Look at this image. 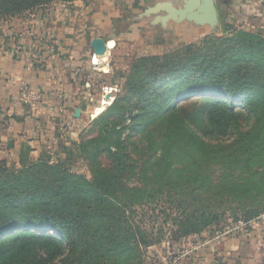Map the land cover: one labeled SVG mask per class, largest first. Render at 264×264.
I'll return each mask as SVG.
<instances>
[{
	"label": "trees",
	"instance_id": "obj_1",
	"mask_svg": "<svg viewBox=\"0 0 264 264\" xmlns=\"http://www.w3.org/2000/svg\"><path fill=\"white\" fill-rule=\"evenodd\" d=\"M52 1L75 0H0V16ZM132 70L130 97L115 100L102 115L118 116L107 122L110 130L76 147L92 180L70 171L67 147L61 149L65 161L52 165L41 158L10 170L0 161V264H144L141 248L161 238L134 232L124 213L145 199L164 189L192 196L181 239L220 225L226 202L216 199L218 189L227 187L230 196L232 189L241 191V200L253 192L264 198L263 36L240 29L207 36L173 53L140 58ZM192 97L202 104L193 107ZM130 114V125H122ZM126 129L145 136L143 148L121 140ZM104 153L111 168L98 160ZM134 156H145L142 164ZM213 166L224 172L218 182L226 186L205 174ZM131 176L139 186L126 185ZM204 193L213 204L202 203ZM254 203L245 221L264 211V200Z\"/></svg>",
	"mask_w": 264,
	"mask_h": 264
},
{
	"label": "rangeland",
	"instance_id": "obj_2",
	"mask_svg": "<svg viewBox=\"0 0 264 264\" xmlns=\"http://www.w3.org/2000/svg\"><path fill=\"white\" fill-rule=\"evenodd\" d=\"M186 2L187 0L52 1L46 6L37 7L14 17L0 16V25H5L10 24V22L15 23V21L29 19L40 12L48 13L51 10V13L62 15L65 10L66 12L70 10L71 12L67 14L70 16L68 22L70 26L68 28L72 32L71 36L75 39H84V47L81 48L80 45L72 47L74 51L80 50V57H75L78 59L74 61L76 65V68L74 67L76 84H73L69 93H60L59 103L56 105L58 106V114L55 116L56 120L53 119V122H55L52 138L54 140L49 143L48 150L33 163L41 158L48 159L49 165L59 159L65 161L61 149L67 147L72 152L67 165V167L70 166V171L84 177L86 180H92L89 164L84 157L80 156V152L76 147L82 142L102 138L110 130L111 125H107V122L116 119L118 116L102 115L107 112L115 100H122L125 96L130 97L128 93L129 86L127 85L133 84L131 77L134 70L132 68L135 66L136 61L143 57L173 53L183 46L198 44L207 36L225 37L232 34V32L222 33L216 30L217 32H211L192 42H188L189 39L186 36L177 35L173 29L176 25H179L181 20H177L178 14L175 12L183 10L186 7ZM10 28L12 29V27ZM23 29H29V26L23 27ZM22 30L15 32L14 37L17 34L19 35ZM26 39L28 38L21 39L24 47L27 44L24 42ZM97 39L104 45L109 40L115 42V47L108 50L105 57L100 58L101 65L106 67L105 72L101 71V67L93 61L95 53L92 43ZM87 41L88 44H85ZM29 47L28 54L30 55V52L35 53L39 58L38 50L32 46ZM89 51H91L90 55ZM131 99L134 101L133 96ZM190 99H192L190 104L193 107L202 104L197 97ZM97 108H102V111L93 118V112ZM132 114L136 115L135 112ZM132 114L126 117L125 123L122 125H130ZM123 134L121 140H125L131 148L133 142H139V146L144 147L145 136H135L127 129L124 130ZM3 155L5 154H0V161H4L5 166L10 170L30 165L22 159L19 162L16 160L10 161ZM144 157L135 158L134 156L133 158L137 159L140 165ZM98 160L103 168L112 167L111 159L106 153L99 156ZM212 168L215 170L205 171L210 181L215 183L214 185H219V187L226 186L224 181L220 180L218 182V178L220 179L224 172L217 170L216 166ZM236 174L233 173V177ZM136 180L137 176H131L126 185L129 188L139 186ZM235 183L240 184L241 182L235 181ZM226 188L218 189L219 196L216 198L226 202V206L222 208L224 210L220 209L218 211V214L222 213L220 215V225L218 227L213 225V232L203 230L200 234L188 235L181 239H178V237L184 230L185 220L191 218V211L185 205L192 203V196H181L179 192L172 194V192L164 189L161 193L156 194L155 198L145 199L143 201L144 206H134L127 209L124 217L134 232H141L147 236V239L148 236L155 239L161 238L160 242H154L149 247L141 248L139 255L144 264H171L176 258L175 255L180 254L187 246L198 245L212 238L216 232L233 228L239 221L248 222V220H244V212L252 205L258 207L254 202L263 203L264 198L253 197L254 192L253 194H246L244 200H241L240 196L245 195L243 192L232 189L235 195L230 196L225 190ZM195 193H198V191L195 190ZM212 193H215V191H212ZM201 195L203 204H213L207 201L206 193ZM263 214L264 211L249 219V221L255 220ZM49 264H56V262Z\"/></svg>",
	"mask_w": 264,
	"mask_h": 264
},
{
	"label": "crops",
	"instance_id": "obj_3",
	"mask_svg": "<svg viewBox=\"0 0 264 264\" xmlns=\"http://www.w3.org/2000/svg\"><path fill=\"white\" fill-rule=\"evenodd\" d=\"M203 4L198 9L202 10ZM213 6L215 23L193 22L177 15V20L181 21L173 30L179 36H186L188 42L216 30L224 33L240 29L264 37V0H213ZM207 11L204 9L200 14L206 17ZM68 12L71 11L56 15L49 10L26 20L0 25V154H5L3 157L10 161L22 159L28 164L48 150L54 140L53 119L56 120L58 114L56 105L60 93H69L76 84L74 61L78 59L75 57H80V50L74 51L72 47H84V39L71 36ZM26 26L35 35L24 40L27 44L22 47L18 34L15 37L14 34ZM29 46L38 50L37 61L28 54ZM105 49L107 54L106 44ZM21 81L29 83L30 93L39 96L40 102L32 105L21 102L18 93ZM178 259L176 264H264V219L250 227L187 246Z\"/></svg>",
	"mask_w": 264,
	"mask_h": 264
},
{
	"label": "built area",
	"instance_id": "obj_4",
	"mask_svg": "<svg viewBox=\"0 0 264 264\" xmlns=\"http://www.w3.org/2000/svg\"><path fill=\"white\" fill-rule=\"evenodd\" d=\"M34 35L35 34H34L33 30L31 28H29V29H25L21 33H19L18 38L20 40L24 39V38H29V37L33 38ZM22 47H24V45ZM30 55L32 57V60H34V61L38 60V56L35 53L30 52ZM18 93H19V98L24 105H32V104H36V103L41 101V98L39 96H36V95H33L30 93V86H29V83L27 81H21V83L19 85ZM260 219H264V214L259 216L257 219L252 220V221H248V222L239 221L237 224H235V226L233 228L228 229L227 231L224 230L221 232H216L213 237L218 236L224 232L226 234L231 233V232H235L242 227L243 228L250 227L253 225V223H255L257 220H260ZM179 255L180 254L175 255L176 258L171 264H176L179 261V259H178Z\"/></svg>",
	"mask_w": 264,
	"mask_h": 264
},
{
	"label": "water",
	"instance_id": "obj_5",
	"mask_svg": "<svg viewBox=\"0 0 264 264\" xmlns=\"http://www.w3.org/2000/svg\"><path fill=\"white\" fill-rule=\"evenodd\" d=\"M204 3V9H207L208 14L210 17H206L204 15H201L200 13L202 12L201 9H198L199 5ZM179 15V17H186L189 21H209L212 23L216 22L215 18V11H214V6H213V0H187L186 2V7L183 10H178V12H175ZM204 16V17H203ZM97 42V43H96ZM92 48L94 50L95 55L102 56L106 49L105 45L101 43L100 40H94L92 43Z\"/></svg>",
	"mask_w": 264,
	"mask_h": 264
},
{
	"label": "bare ground",
	"instance_id": "obj_6",
	"mask_svg": "<svg viewBox=\"0 0 264 264\" xmlns=\"http://www.w3.org/2000/svg\"><path fill=\"white\" fill-rule=\"evenodd\" d=\"M114 46H115L114 42H108L106 44V47H107L108 50L114 48ZM105 54L106 53H104L102 56L95 55L94 56V60H93L96 65H99L101 67V71H104V72L106 71V67L101 65V59L100 58L105 57ZM101 111H102V108H97L93 112V118L96 117Z\"/></svg>",
	"mask_w": 264,
	"mask_h": 264
}]
</instances>
